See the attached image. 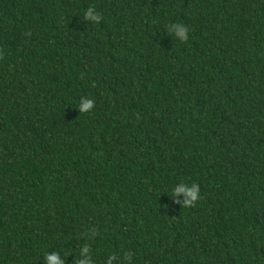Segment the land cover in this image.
I'll return each mask as SVG.
<instances>
[{"label":"trees","instance_id":"obj_1","mask_svg":"<svg viewBox=\"0 0 264 264\" xmlns=\"http://www.w3.org/2000/svg\"><path fill=\"white\" fill-rule=\"evenodd\" d=\"M85 244L264 264V0H0V264Z\"/></svg>","mask_w":264,"mask_h":264},{"label":"clouds","instance_id":"obj_2","mask_svg":"<svg viewBox=\"0 0 264 264\" xmlns=\"http://www.w3.org/2000/svg\"><path fill=\"white\" fill-rule=\"evenodd\" d=\"M84 19L92 23H99L103 17L100 12L96 10L94 5H90L83 13ZM168 32L178 41H186L188 39L189 29L183 23H172L167 26ZM95 107V101L88 96H81L76 108L79 113L91 112ZM182 194V199L179 203L184 206L190 207L200 199V187L196 183H184L176 184L172 189V197ZM120 258L124 264L130 260V254L124 253L122 256L108 255L104 261V264H111L113 259ZM43 264H65V259L57 252L45 253ZM76 264H95L94 258L91 254L90 247L85 244L80 248Z\"/></svg>","mask_w":264,"mask_h":264}]
</instances>
